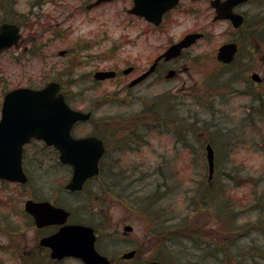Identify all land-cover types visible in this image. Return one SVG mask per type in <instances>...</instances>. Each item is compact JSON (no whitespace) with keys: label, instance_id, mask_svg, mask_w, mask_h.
Listing matches in <instances>:
<instances>
[{"label":"rangeland","instance_id":"374dc122","mask_svg":"<svg viewBox=\"0 0 264 264\" xmlns=\"http://www.w3.org/2000/svg\"><path fill=\"white\" fill-rule=\"evenodd\" d=\"M86 1L0 0V17H2L3 13L1 6H5L7 3L11 4L9 6L10 10L23 11L24 14L35 10L43 14L40 17L42 21L40 20L41 24L39 25L42 26L41 30L46 23L52 22L61 15H67L68 12L71 13L70 18L57 29L63 34V38H54L53 45L44 50H47V53L51 54L45 62L41 59H31L17 67L9 59L10 55H0V101L1 92L4 88L1 78L2 72H11V75H13L11 78L14 79L11 80V83L14 84L19 80L21 85H28L30 79L33 80L31 84L40 85L44 74L45 78L48 79L53 75V72H57L58 75L55 74L56 77L65 78L66 80L76 78L78 80L74 85L76 88L72 89L75 91L78 90V82L82 78L84 79V75L95 67L119 65L123 62H129L135 55H140L139 57L141 58L139 59L141 62H144L150 50L155 49L160 44H165L170 38H178L184 31L195 24L190 17L180 14L177 16V19H173L174 21L167 22L163 28L149 27L148 24L139 18L124 14V7L129 6V0L105 2L88 13L82 10L79 12L75 11L79 10L78 7H83ZM200 7L202 8L203 5H200ZM253 11L249 10L250 13ZM30 22L32 20L27 23ZM228 29L229 27L225 22H217L211 25L210 30L208 29L211 33L208 42H202L195 48V51L200 53L205 49L204 52L209 55L207 60H205L203 65L198 64L190 71L184 72L181 75V80H184L186 85L185 92L193 89H198L200 92L203 88H211L212 93L216 94V98L212 102L215 112L212 113L209 109L201 108V105L207 102V98L197 96L193 99L191 98L193 97L191 94L185 93H183L184 95L181 98L183 100L182 104L175 108L168 105V110L171 109V114L168 111L170 115L177 116V118L188 117L189 122H183V133L184 139L188 137L189 143L185 145L179 144L181 156L183 157L181 158L183 168L179 174L181 183L175 188L178 180L177 178L171 179V187L166 194H162L161 200L156 202L159 207H164L165 216L162 221L165 224L174 225L181 222L184 216L183 211L186 210L184 209L185 193L191 189L192 180L201 177L199 172L204 173L206 170L203 159H201L200 164V159L189 153V151L191 148L196 151V147L201 144L202 138H206V136L208 139L210 138V135L207 134L208 127H210V132L212 131L211 140L215 139V144L219 148L218 151L221 152H217L220 159L214 180L212 181L214 187L211 186V202L215 204V202H221L220 200L228 197L229 203L235 210V214L239 215L238 224L245 222L248 216H250L251 220H255L254 215L256 212L252 208H255L254 206L257 202L261 206L260 215H264V191H262L264 189V119H260L259 117L260 121L256 125L251 123L246 125L245 120L242 118L245 116L250 122L258 121V117L253 115V110L246 111L247 106L245 104L249 101L250 97L243 92L247 87L243 76L246 72H250V70L258 71L263 76L264 62L255 57L249 63L251 64L250 67L246 70L242 67L239 70V74L231 75L228 81L230 83L224 80L222 82L218 81L217 78L216 82L209 79V76L212 75L209 71L216 72L218 70V66L215 67L217 63L213 56L217 46L229 38L228 33L230 30L228 31ZM26 32L30 31L26 30ZM140 32H143L141 37H139ZM49 35V32L43 33L39 40L43 42L51 37ZM78 38L82 41L86 40V38L89 39V42L93 45L89 49V53L95 55L94 58L84 57L83 59L81 55L74 56L71 53H66L63 56L58 55L59 50L71 48ZM248 40L243 36V46L248 43ZM257 40L264 41L263 38H257ZM133 44H135L134 46L143 44L138 49L144 47L147 51L138 54V50H136ZM260 45L264 51V42H260ZM82 54L86 53L82 52ZM49 65H53L56 68L55 70L53 69L54 71L51 74H49V70H51ZM236 66L237 64L233 66V69L238 70L239 67ZM15 72H18L20 75L15 77ZM108 87H111L109 81L103 84L101 90L89 91L83 94L75 93L74 96H71L75 103H73L74 106L86 108L92 105L97 98L101 99L102 97L107 98V102H118L120 99L112 95L101 96L103 88L107 90ZM261 88L264 90V86ZM151 95L152 93H148L143 96L149 97ZM121 98L124 99L118 102V104L111 102L102 107L96 104L93 122L77 127L80 134L88 132L95 125V122L101 120L102 117L122 116L125 113H130L141 108L140 101L131 103L126 97ZM200 101H203L200 105L195 104ZM262 111H264V107H262ZM262 111L259 110L262 116H264ZM194 113L198 115L199 128L193 125L191 116ZM209 120L214 121V127L209 123ZM260 123L263 125H259ZM256 126L258 128H255ZM122 133L124 131L109 137L110 142H108V147L109 153L112 156L108 154L105 161V172L110 173L108 174L110 181L112 179V181H117L116 175H120L123 184L126 186V193H130V198L140 199L145 197L146 194L154 192V184L159 181L158 177L156 178V175L153 174L155 166L161 160L160 154L164 150L163 148H167V156L172 153L174 139L170 134L160 135L159 132H154L148 135L147 143L142 144L136 151L128 150V152H125V150L121 149L124 142V139L120 138ZM36 150L38 148L36 146L33 147V151ZM226 150L229 151L228 155L225 153ZM198 153H200V149ZM28 154L31 156L30 151H28ZM190 156H193V158ZM25 159L28 171L38 174L36 176L34 174L33 180L29 181L23 188L14 187L0 181V257L4 258L7 252L15 251L18 248H16L17 243H20V249H27L33 244V228L29 227L30 224L23 216L21 210L23 201L32 195L31 189L33 188L35 192L42 195L43 193L48 194L49 189L55 188L57 190L53 196L58 193L57 197H59L62 191L59 188L60 184L58 182L60 181V176L64 174V170L59 171L55 169L51 166L52 163H49L45 168L37 169L35 166H32L33 163L31 162L35 159L30 157ZM188 164L193 166L188 169ZM109 167L110 171H107ZM169 169L174 170L173 167H169ZM51 177L53 178L52 180L50 179ZM99 180H92L85 186L82 192L76 196L72 195L71 199L67 198V201L64 203L73 211L72 215L81 220L89 221L91 222L90 224L93 223V226L96 225L99 228L100 232L98 233L95 246L97 250L113 259L114 264H140L153 257L158 249L159 241L164 235V233H160L159 236H155L152 233L150 224L155 218H150L141 206L136 205L125 196H118L120 193L117 191L112 192L105 185L100 184ZM221 186L225 189L222 190ZM35 192L34 194H36ZM59 198L62 200L66 199L62 195ZM146 198L144 199L146 200ZM213 204H211L212 208L209 207V210L206 211L208 213L200 216H196V214L191 219L190 231L185 232L186 234L192 233L194 236L196 235L194 240H183L181 237H177L182 230L176 229L179 233L176 234L177 236H173L169 243H166V241L162 243L160 241L162 245L160 252L166 255L172 253L175 255V258H180L184 262L189 261L191 264H238L237 260L234 259L236 257H230L228 254L232 255L241 252L253 254L258 251L260 255L257 257L256 263L264 264V222L261 225V231L248 233L246 234L248 236L245 238L238 237L242 235L243 231L240 230L243 229L228 233L223 227L221 228L214 219ZM7 222H10V224ZM101 223L102 225H100ZM14 224H18L20 227L15 231L9 230L8 228H13ZM125 224L131 225V231L124 232L123 226ZM231 237L236 238L233 239V245L231 246V243L228 244V248L222 252L223 254L216 257V262L211 261L213 259L210 260V256L215 255V246L220 247L222 244H226L227 240ZM246 244H249V246H246ZM171 246H173V250L169 248ZM198 246L204 249V251L197 249ZM130 248L137 250L138 255L135 258L131 261L118 259V256L123 251ZM205 251H210V253H205ZM242 262L246 264L247 259H244ZM69 264H78V262L72 259Z\"/></svg>","mask_w":264,"mask_h":264},{"label":"flooded vegetation","instance_id":"af4514ba","mask_svg":"<svg viewBox=\"0 0 264 264\" xmlns=\"http://www.w3.org/2000/svg\"><path fill=\"white\" fill-rule=\"evenodd\" d=\"M129 6L124 7V14H127L128 16H132L135 18H139L146 24H148L149 27L154 28H163L167 22L174 21L173 19H177V16L180 14L185 15V17H190L192 21L195 22L194 26L190 27L188 30L184 31L178 38L172 39L170 38L168 42L165 44H160L155 49L150 50V53L147 55L144 62H141L139 58L140 55H133L134 58L132 60H129V62H123L121 64H115L110 65L106 67H95L93 70H90L87 74L84 75V79L80 82H78L77 89L73 91V88H76L74 85L78 81L76 78H72L69 80H66L65 78H59L56 79L60 83L59 91H61L65 97L66 100L71 102V96H74L75 93H88L89 91H97L101 90V87H103V84H105L107 81L110 82L111 87H108L106 90L101 92L102 95H112L113 97L119 98L120 101L123 99L121 97H126L128 101L131 103L133 102H139L141 104V107L143 109H147L146 111V120L144 119H135V118H122L119 117L116 120L110 121L102 118L101 120H98L95 122L96 128L92 126L88 132H85L84 134L79 132L77 130V127L81 125H86L88 123H91L93 121L88 120L85 122H76L73 125L72 128V134L75 136H83L91 134L95 130H100L102 132H109L113 128V133L118 134L121 133V131H124L120 138L124 142L122 144L121 149L125 150V152H128V150L136 151L140 146L144 143H147L148 135L154 132H159L160 135H167L170 134L172 136L173 140V149L172 153H170L169 156L166 155L167 148H163L164 150L160 154L161 160L158 164L155 166L154 173L156 178L161 179V186L166 187V181H167V174L171 171L168 170L169 167L175 166V173L178 174L181 172L180 170L183 168L181 158V147L179 146L180 143L183 144L184 136H183V130L180 128V125H178V121H175V124L168 120L166 118V111L162 114L161 110L162 107L165 109L168 108V105L170 107L173 106L175 108L176 106L182 104L181 98L185 94L192 95L194 97L201 96L202 98H207V102H205L203 105H201V108L209 109L210 112L214 113L215 110L212 107V102H214L216 98V94L212 93L211 88H203L202 91L199 92L198 89H193L191 91L185 92V81L182 79V74L184 72H188L193 67H195L198 64H204L205 60H207V57L209 56L205 51V49L202 50V52H196L195 48L198 47L199 44L202 42H208V38L210 37L211 33L208 31L210 30L211 25L216 24L217 22H225L229 29V40L236 41V35L240 37V42H237V51L235 53L234 59L228 63L224 64L223 66H233L234 64H237L239 67H241V64H244L245 69H247L248 63L252 62V60L256 57L261 59L264 62V51L261 48L260 42L257 38H263L264 39V0H241L240 2L236 3L232 11L235 13H239L240 17L242 18L241 24L239 26L233 27L231 21L227 18H217L218 10H216V6L219 3L224 2L225 0H178L177 3L164 11L162 14L161 23L159 25H155L151 23L150 21H147L145 18H143L140 15H136L129 10H133L135 0H129ZM94 2V0H87L86 4L82 7H78L79 10H75L77 12L83 11V12H91L95 8H97L101 4L97 5H91ZM200 5H203L201 8ZM249 10H254L253 12H249ZM96 11V10H95ZM43 14H40V12H36L35 10H31V12L24 14L23 11L19 10H3L2 17H0V23L6 22L10 24H14L19 31V39L17 41L16 45H12L11 47L4 49L0 52V55L3 56H9V59L12 63H14L17 67L21 66L23 62H28L31 59H41L43 62L46 61L47 57H50L51 54L47 53L48 47L53 45L54 38L59 39L63 38V34L57 30L59 27L64 24L71 16V13L68 12L67 15H61L59 18H56L50 23H46L43 25V29L40 28L42 26H39L41 24L40 17ZM30 23H27L28 21H31ZM84 21V20H83ZM82 21V23H84ZM35 25V26H34ZM26 30H29L30 32H26ZM201 32L203 35L201 38L194 40L191 44L182 47L179 49L178 53L174 56L170 57H164L162 56V52L172 43H175L183 35L191 32ZM49 32L51 37L47 38L43 42L39 40L40 36L43 33ZM60 32V33H59ZM143 35V32H140L139 37ZM243 36L245 39H249L248 43L243 46ZM146 43V42H145ZM221 44V43H220ZM135 44H133L134 46ZM143 45V44H141ZM138 44L136 47V50H138V54L145 53L147 49L145 50L144 47H141V49H138ZM93 45L89 42V39L86 38V40L82 41L80 38H78L74 45L71 48L59 50L58 55L63 56L66 53H71L74 56H82L94 58L95 55H92L89 53V49ZM132 47V48H134ZM244 49V54H243ZM44 51V52H43ZM86 53V54H82ZM216 53V50H215ZM134 54V53H133ZM215 57V54L213 58ZM244 59V60H243ZM90 60V59H89ZM245 62V63H244ZM51 64V63H50ZM54 65V64H53ZM50 66L49 74L53 72L56 68L54 66ZM75 65V64H73ZM54 69V70H53ZM97 70H110L114 72L113 77H106L103 79H96L94 76V73ZM240 72V71H239ZM55 72H53L54 74ZM215 72L213 71V74ZM251 73V71H250ZM249 72L245 73L244 81L246 84V89H251V92H254L249 101L245 104L247 106V110L250 109H261L264 107V90L261 88L264 86V75L260 76L258 80H253L249 76ZM230 74V73H229ZM259 74V73H258ZM2 82L4 83V88L1 92V101H0V111H1V105H2V99L6 92H8L11 89H14L18 86H29L34 88H39L44 86L48 81L55 80V76H50L48 79L45 78V74L42 76V83L40 85H33V80L30 79L28 82V85H21L19 83V80L15 82L14 84L11 83V80H14L11 78V72H2ZM20 74L18 72L14 73V76L17 77ZM82 85V86H79ZM84 85V86H83ZM256 86V87H255ZM254 87V88H253ZM211 91V92H209ZM148 93H152L151 96L145 97L143 95H146ZM208 93V94H207ZM207 94V95H206ZM210 94V96H209ZM100 96V97H101ZM209 96V97H208ZM198 99V98H196ZM108 99L105 97H102L101 99L97 98L95 102L86 107V108H80L83 110H95V105L98 104V106H103L106 104ZM116 104L118 102L111 101ZM203 101L197 102L195 104L200 105ZM70 104V103H69ZM124 104V103H122ZM70 105H73L71 102ZM76 107V106H74ZM159 108L160 110V117H155L151 110L153 108ZM79 108V107H77ZM246 110V111H247ZM136 111V110H135ZM133 111V112H135ZM125 115H130L129 113H125ZM133 116V115H132ZM192 117V122L195 127L199 128V118L197 113H194ZM186 119L189 121L188 117ZM209 123H211L214 127V121L209 120ZM210 128V127H209ZM208 128V132H210ZM128 131V133H127ZM126 132V133H125ZM203 133V132H202ZM199 141V139H197ZM206 138H202V142H205ZM105 142V141H104ZM42 142L40 140H34L31 139L30 146L25 147V154L27 157L31 158H46V159H54L58 157L57 151L53 147H47L44 145H40L38 150L33 151L31 148H33V144H41ZM28 151L31 152V156H29ZM174 154V155H172ZM192 155L198 154V152H191ZM204 154V152H203ZM176 157L175 162L173 161V157ZM170 157V158H169ZM171 164V165H169ZM8 185H12L14 187H20L23 188L27 184H20V183H7ZM119 184V183H118ZM211 184V183H210ZM61 188V187H59ZM41 189V188H40ZM39 189V190H40ZM57 189L52 188L48 190V194H37L32 195L30 197H33L36 201H49L53 205L63 206L66 208L65 201L67 198L71 199L72 194H75L77 192H71L68 190H62L59 197L62 195L66 199H61L57 197L56 193L54 196V192ZM57 197V198H56ZM128 198H130V194L127 195ZM68 210H70L67 207ZM23 212V208L21 209ZM23 216H26L28 219V223L30 224L29 227L33 228V244L30 245L27 249H20V243H17L16 250L15 251H9L6 254V257H0V264H69V262L73 259L78 264H84V262L74 256H68L64 255L62 257H53L51 255L52 249L46 245H43L41 243V239L44 237H48L51 234L58 231V229L62 226V224H56V223H49L42 226H38L34 219L31 218L29 215L23 214ZM72 222H79L78 220H74L72 216L70 215L65 223H72ZM10 224V222H7ZM13 227V226H11ZM20 227L18 224H14L13 228H8L9 230L15 231ZM96 236L98 237V229H96ZM127 233L126 231H124ZM129 250V249H128ZM126 251V250H125ZM123 251V252H125ZM134 255L129 259H122L121 254L118 256V259L131 261L133 258H135L138 255L137 250ZM110 262L113 263V259H110ZM27 262V263H26ZM143 264V263H142Z\"/></svg>","mask_w":264,"mask_h":264},{"label":"water","instance_id":"95a60500","mask_svg":"<svg viewBox=\"0 0 264 264\" xmlns=\"http://www.w3.org/2000/svg\"><path fill=\"white\" fill-rule=\"evenodd\" d=\"M102 0H97V2ZM177 0H135L132 12L144 16L149 21L158 24L162 13L175 5ZM241 0H226L217 4V17H227L234 25L241 22V17L233 13L231 8ZM199 33L184 36L179 42L170 45L163 55L167 58L176 55L179 49L188 45ZM19 34L17 27L11 24H0V50L16 42ZM234 43L221 45L217 58L229 62L235 53ZM112 71H97L96 77L112 76ZM258 78L256 74L252 75ZM58 85L49 82L42 89L18 88L7 93L3 100L0 119V177L25 182L26 175L22 171V145L30 137L42 138L46 144L53 145L59 151L62 163L71 165L72 174L65 184L69 190H79L84 181L98 173V162L103 153L102 140L96 136L75 138L70 134V128L77 120L89 118V112L70 108L58 93ZM206 160L208 178L213 172V149L206 145ZM24 209L30 213L35 223L42 226L49 223H62L69 212L62 207L51 205L47 201L36 202L28 199ZM124 230H130L125 225ZM95 233L91 226L80 223L65 224L58 231L41 239L43 245L52 249L53 257L71 255L80 258L84 264H111L106 256L100 254L94 246ZM134 250L124 252L122 257H130ZM144 264H162L158 260H150Z\"/></svg>","mask_w":264,"mask_h":264},{"label":"trees","instance_id":"16d2710c","mask_svg":"<svg viewBox=\"0 0 264 264\" xmlns=\"http://www.w3.org/2000/svg\"><path fill=\"white\" fill-rule=\"evenodd\" d=\"M11 4L7 3L5 6L2 5L1 9L2 10H10ZM147 111V110H144ZM151 113L155 116V117H160V111L156 108H154L153 110H151ZM139 117V116H138ZM142 117V116H141ZM146 118V117H145ZM101 137H103L104 139H106L107 142H110V139L108 135L104 134H100L98 133ZM228 150L225 151L226 154H228ZM33 164L32 166H36V167H41L44 168L46 166L45 163H42L41 160H37L36 162L31 161ZM24 167L26 168L27 163H26V159L23 162ZM56 164L59 165V163L56 161ZM201 164V161H200ZM30 165V164H29ZM193 165H189L188 164V169H190ZM195 166V165H194ZM54 167H58V168H62L64 169V174L61 175L60 177V183L64 182V179L67 177V169L65 167H60L57 165H54ZM187 167V164H186ZM107 171H110V167L108 168ZM101 184L105 185L106 188L110 189L112 192L117 191L119 192V188L120 186L117 185V181L121 182L120 180L117 181H110V176H108V172L104 171V164H102L101 166ZM199 174H201V177L197 178V179H193L192 180V187L190 190L186 191L185 193V197H184V203H185V208L186 209L184 212V216L181 219V222H178L177 224H165L164 221H162L163 217L165 216L164 213V207L161 206L159 207L156 202H158L159 200H161V198L163 197L162 193V186L161 184L159 185V183L154 184V188L153 191L154 192H150L148 195L146 194L145 199L141 198L140 200L137 201V199L135 200V204L138 206H141L147 213V215L150 218H155L154 221H152V223L150 224V229L152 231L153 234H155V236H159V234H163L162 239L160 241H162V243H164L166 241V243H169L171 241V239L173 238V236H177L176 234L179 233L176 229H181L182 231H180L179 236L177 237H181V239L183 240H189L192 241L196 238V235L194 236L192 233H187L185 231H190V226H191V219L193 218L194 215L196 216H200L204 213H208L206 211L209 210V207H211V204H213V202H211L212 200V191H211V186L210 184H208L207 182H205V172L201 173L199 172ZM203 174V175H202ZM100 175V174H99ZM170 176L172 177H176V173L175 171H173L172 173H170ZM116 177H120L116 175ZM219 187V186H218ZM124 188V187H123ZM122 188V189H123ZM221 189H225L223 186H221ZM264 191V189L262 190ZM161 193V195H160ZM262 193V192H261ZM121 194V193H120ZM121 196V195H118ZM264 197V195H263ZM220 200V199H219ZM221 202L217 201L215 202L214 205V219L216 222H218V224L220 225V227L229 232H235V231H239V229H243L240 231H243L242 235H239L238 237H247L248 233L254 232V231H258V230H262L261 225L264 222V215H260L261 212V206L257 204L254 206L255 208H252L253 210H255V215H254V219L255 220H251L250 216H248L247 220L241 224H238V218L239 215L237 216V213L235 214V210L233 209V206H231V204L229 203L230 200H228V197L223 198V200H220ZM256 202V200H255ZM212 208V207H211ZM102 225V223L100 224ZM97 227V226H96ZM99 230V228H98ZM192 231V230H191ZM187 237V238H185ZM232 239V240H231ZM233 239L236 238H229L227 240L226 244H222V246H215L214 252L215 255L210 256V260L211 261H215L216 262V257H218L219 255H222L227 248H228V244L231 243V246L233 245ZM159 241L158 244V249L156 251V254L153 256V258H156L160 261L163 262V264H191V262L189 261H181L180 258H175L172 253L171 254H164L162 252H160V247L161 242ZM202 243V242H201ZM246 246H249L246 245ZM173 246L169 247L170 249H172ZM197 249H200L201 251H204V249L199 248V246L197 247ZM173 250V249H172ZM211 251V250H210ZM210 251H205V253H210ZM160 253V254H159ZM162 253V254H161ZM217 253V254H216ZM254 254V255H253ZM253 254L249 253V252H241V253H236V254H228L230 257L234 256L236 258H234L235 260H237L236 262H238V264H243V260L247 259L246 264H257L256 260L257 257L260 255L258 251L254 252ZM208 257V256H207ZM181 263H180V262Z\"/></svg>","mask_w":264,"mask_h":264}]
</instances>
